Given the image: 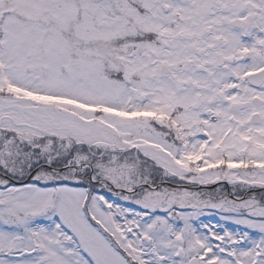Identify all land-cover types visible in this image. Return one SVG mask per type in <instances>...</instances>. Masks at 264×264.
<instances>
[{
  "label": "snow or ice",
  "instance_id": "snow-or-ice-1",
  "mask_svg": "<svg viewBox=\"0 0 264 264\" xmlns=\"http://www.w3.org/2000/svg\"><path fill=\"white\" fill-rule=\"evenodd\" d=\"M0 264H264V0H0Z\"/></svg>",
  "mask_w": 264,
  "mask_h": 264
}]
</instances>
